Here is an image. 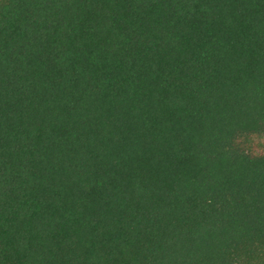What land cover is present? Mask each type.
I'll return each instance as SVG.
<instances>
[{
    "label": "trees",
    "instance_id": "trees-1",
    "mask_svg": "<svg viewBox=\"0 0 264 264\" xmlns=\"http://www.w3.org/2000/svg\"><path fill=\"white\" fill-rule=\"evenodd\" d=\"M0 264H264V0H0Z\"/></svg>",
    "mask_w": 264,
    "mask_h": 264
}]
</instances>
